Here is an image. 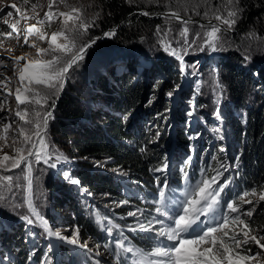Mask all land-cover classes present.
<instances>
[{"label": "trees", "instance_id": "trees-1", "mask_svg": "<svg viewBox=\"0 0 264 264\" xmlns=\"http://www.w3.org/2000/svg\"><path fill=\"white\" fill-rule=\"evenodd\" d=\"M69 1L81 8L89 21H95L98 25L88 30L84 41L89 37H101L112 29L116 30V35L89 48L83 61L69 70L64 89L52 112L54 119L49 121L51 139L63 156L60 162L66 160V165L61 167L79 184H72L68 180L66 183L65 176L55 177V172H50L45 186L50 194L48 200L55 207L62 202L75 210V225L79 234L94 238V245L97 244L96 240L104 238L105 233L86 216L84 193L100 196L109 202L113 212L108 217L109 221L119 226L112 231L111 241H104L102 246L109 259L117 264L118 260L126 259L123 253L119 257L116 255L117 241L144 250L157 243L153 232L149 234L139 230V223L147 225L148 220L156 215L158 178L160 184L167 180L170 187L165 189L166 192L174 193L179 191L180 185L186 184L181 169H186L189 179L196 182L202 174L211 176L216 170L223 172L225 158L219 155L210 157V151H207L206 156L199 159V149L193 148L188 163L182 162L174 169L176 176H168L166 155L169 145L159 126L168 119L171 108L164 98L169 92L174 93L175 88L183 82L182 72L174 61L161 60L141 66L139 57L134 53L114 52L115 49L127 50L129 46L138 44V40H149L152 24L157 20L136 14V11L143 9L137 0ZM224 1L168 0L170 4L165 5V0H159V5L150 11H179L187 19H209L212 18V10L218 9ZM219 10L221 15L225 13L224 7ZM205 11L209 14L207 18L203 16ZM237 11L238 20L232 29L234 34L224 51L184 56L187 70L194 66L215 70L227 92L230 106L226 104L220 110V120L228 129L231 139L229 160L233 183L222 193L227 197L252 188L257 191L264 189V0H239ZM197 12L200 15H196ZM254 34L258 36L257 39L253 37ZM245 56L250 59L245 60ZM156 80L158 83H154ZM149 94H152L151 102L144 107L146 123L143 128L132 129L130 115L142 106ZM189 96L193 98L190 90ZM156 98L158 100L154 102ZM183 112L184 109L179 122L186 118L189 122L194 121L189 115L190 110L185 115ZM201 118H205L206 126L211 128L214 116L205 114ZM152 122L155 123L154 128L147 130V124ZM155 128L156 135L152 132ZM179 139L184 148L186 138ZM92 159L112 161V167L120 168L123 175L115 176L106 170L93 169ZM157 168L164 170L155 171ZM38 211L54 229H58L53 225L52 213L45 214L41 209ZM130 211L136 212L137 217L128 216ZM251 224L257 230L264 227V207L254 213ZM133 227L137 231H129ZM24 230L22 224L12 227L7 234L0 233L2 251L10 247L14 252L3 253L1 264H6L4 258H8L7 264H28L22 250L23 243L19 240ZM127 264H131L130 259H127Z\"/></svg>", "mask_w": 264, "mask_h": 264}, {"label": "snow or ice", "instance_id": "snow-or-ice-1", "mask_svg": "<svg viewBox=\"0 0 264 264\" xmlns=\"http://www.w3.org/2000/svg\"><path fill=\"white\" fill-rule=\"evenodd\" d=\"M29 2L30 0H23L24 4ZM149 2H153V0H149ZM225 2L230 9L226 15H221L219 9L212 14V19L219 23L212 24L209 21L207 25H199L202 31L196 32L191 40H189L190 30L188 27V24L192 22L191 17L185 19L179 11L165 14L184 25L180 31V36L183 39L182 53L168 43L167 32H165L164 38L159 41L165 52L180 61L181 72L184 71V56L188 55L190 50L210 53L225 50L226 33L232 30L237 23L239 0H225ZM59 3L64 6L65 10L61 11L57 8L54 12L52 9L56 0H49V10L43 19L38 18V13L35 11L36 4H32L33 15L29 16L27 10H22V7H18L15 3L11 5V8L20 14V19L9 23L7 18L14 15L12 11L7 12L4 17H0V20L11 29V31L0 30V37L3 39H11L14 34L15 38L19 39L21 35V30L18 27L20 20L36 19V24H26L23 29L24 44L36 49L35 56L25 53L21 56L9 57L13 65V74L17 78L14 92L12 88L8 87L13 78L0 72V77H3L0 79V92L6 94L4 99L0 100V112L5 111L7 97L14 95L16 102L14 115L19 118V121H23V124H17L16 136L12 138L11 143H9V133L13 131V124L0 122V142H2L0 143V152L4 147H9L14 153L12 156L6 153L0 156V171L11 172L14 169H20L21 173L15 178L13 175H0V186H7L11 189L14 184L16 187H20L18 181L21 178L27 181L28 195L25 198V203L28 211L36 217L39 226L48 236H54L71 245H77L79 232L76 231L71 237H65L60 232L53 231L31 199L33 164L43 162L47 165L52 158V154L48 151L47 128L49 121L54 117L52 111L47 110L49 101H52L51 108H54L56 99L65 86L69 70L83 61L87 50L102 38L89 37L87 41L78 43L90 28L98 25L95 21L87 20L83 15V10L69 4L68 0H59ZM141 15L147 16L150 13L142 12ZM196 15H200V13L197 12ZM208 15L207 11L203 13L205 18ZM56 19H60L61 27L49 37L43 29L46 24H50ZM160 31L161 29L158 27L157 33ZM115 35V29L103 34L107 38H112ZM30 37H35L31 43L29 42ZM36 40H47L48 46L46 48L39 47ZM2 43L3 41L0 40V44ZM248 59L250 57L245 56V60ZM22 60L23 64L20 63ZM6 66V64L0 63V67ZM168 95L171 96L172 93L169 92ZM21 105L25 107L21 108ZM41 109L45 110L41 111ZM8 111L11 112L12 109H8ZM191 114L190 112L189 115ZM216 114L219 118V108H217ZM25 125L30 127H25ZM17 144L20 146L16 147ZM223 150L221 149V151ZM61 159L63 157L57 154L56 161ZM22 164L24 168H21ZM49 166L55 168L56 163ZM166 167L167 165L164 166V168ZM222 167L227 166L222 165ZM162 170L164 169H155V171ZM181 171L186 184L180 197L166 194L165 189L170 186L167 180L160 184L158 178V199L155 200L156 215L148 220L147 225L139 223V230L149 234L153 232L155 225L161 226L155 231L154 239L158 238L156 245L144 250L131 245L125 246L124 241H117L115 244L118 250L116 255L118 257L121 256V253L126 255V259L118 260L117 264H127V259L131 260V264H253L254 261L256 264H261L258 257H264V252L253 254V250L246 245L254 244L259 249H264V243H262L264 242V227L259 230L252 227L251 220L256 212L255 207L242 210L241 206L253 204V199H246L247 197L258 196L259 201H264V189L258 192L256 188H252L225 201L222 193L232 185L231 177H225L223 172L216 170L215 175L202 174L201 179L193 183L189 179L187 170L181 169ZM64 178L72 184H79L78 180L67 174ZM84 191L87 192L86 189ZM138 211L143 215L141 210L138 209ZM128 215L135 217L137 213L130 211ZM201 217L206 219L202 220ZM22 219L30 225L33 224V220L28 216H23ZM97 222H100L99 218ZM109 223L111 224V221ZM129 231L135 232L137 228H130ZM108 232L111 234L112 229L108 228ZM82 247L87 246L82 245ZM51 251L50 247L49 252ZM96 254L100 255L99 252ZM96 264H100V261H97Z\"/></svg>", "mask_w": 264, "mask_h": 264}, {"label": "rangeland", "instance_id": "rangeland-1", "mask_svg": "<svg viewBox=\"0 0 264 264\" xmlns=\"http://www.w3.org/2000/svg\"><path fill=\"white\" fill-rule=\"evenodd\" d=\"M137 1L139 2L140 6H143V9L136 11V14L151 20H157L152 24V36L147 41L146 39L138 40V44L129 46L127 50L115 49L114 52L134 53L137 58L139 57L138 60L141 66H149L148 63H153L161 60H170L171 63L174 61L178 63L177 65L179 67V71L181 72L180 61L175 56L169 55L168 52H165L163 46L159 41L161 40V38H164V34L165 32H167L168 35L166 39L168 43H170L173 48H176L182 53L183 39L180 36V31L182 30L184 25L180 21L173 19L170 16H166V13L171 12L169 10L162 13L150 11L152 7H157L156 5H159V0L158 2L157 0H153V2H149V0ZM165 1V5L170 4L167 2L168 0ZM13 3L17 4L18 7H22V10H27V15L29 16L33 15L32 4H36L37 8L35 9V11L36 13H38L39 19H43L45 13L49 10V0H30L28 4H24L23 0H0V17H4L9 11H12L14 13L12 17L7 18L9 20V23L15 22L17 19H20V14L17 13L15 9L11 8V5ZM68 3L72 5L69 0ZM221 7L225 8V13L223 15H226V12L230 10L225 1L224 4L219 8ZM57 8H59V10L61 11L65 10L64 6L59 3V0H56V4L53 5L52 10L55 12ZM216 10L217 9H214L212 11L214 12ZM142 12H148L150 13V15H141ZM212 14L210 15L212 16ZM83 15L87 20H89L88 15H86L85 13H83ZM184 18L187 19V17ZM191 21L192 22L188 24L190 30L189 40L192 39L196 32L202 31L199 25H207L209 21H211L212 24L219 23L212 18L201 20L191 18ZM26 24H36V19L20 20V24L18 25V27L21 30V35L19 39L15 38V34L11 39H3L2 37H0V40L3 41V43L0 44V63L7 65L6 67H0V72L4 73V75L7 77L13 78L12 83L8 85L9 88H12L13 92L16 86L17 78L13 74V65L9 57H17L25 53H30L33 56H35L36 54L35 48H31L28 45L24 44L23 29L25 28ZM60 27V19H56L52 23L46 24L43 31L47 32L48 36L50 37L51 34L58 31ZM158 27L161 29L159 33H157ZM221 27L223 28L224 26ZM169 29H171V31H169ZM0 30L11 31V29H9L2 20H0ZM233 34L234 30L227 31V43H230ZM86 35L82 36L81 40L78 43L84 42V40L86 39ZM253 37L255 39L258 38L256 34H254ZM34 39L35 37H30L29 42L31 43V41ZM105 39L109 40L111 38L104 37L98 43L103 42ZM36 43L39 47L46 48L48 46L47 40H36ZM190 53L200 54L202 52H193L190 50L189 54ZM20 63L23 64L24 61L22 60L20 61ZM183 67V82L177 87V89L175 88L176 91L172 93L171 96L167 94V97L164 98V102L171 104V108L168 111V119L164 120L159 126V128H162V130L164 131L167 137L166 142L169 145V152L166 155L167 164L169 165V167L167 168L166 172L168 173L169 177L176 176L177 174L174 169H176L182 162L188 163L189 158L193 154V148H197L199 149V159H202L204 156H206L207 151H210V157L214 155L223 156L225 158V165L227 166L223 167V174L225 177H230L232 171V164L229 160L231 139L228 129L225 128L224 123L220 120V110L226 104L227 106H230V102L227 101L226 97V89L219 81V76L217 75L215 70L202 69L200 68V66H194L193 68H191V70H187L185 64H183ZM0 79H3V77H0ZM66 81L67 78L65 80V83ZM156 82L158 83V80H156L154 83ZM189 90L192 91L193 98L189 96ZM5 95L6 94L4 92H0V100H3ZM151 95L152 94L147 95V99L143 101L144 103H142V106L135 109L134 112L130 115V119L132 120L130 127L132 126V129H139L140 127H144V123H146V121L144 120V107L146 106V104L151 102ZM157 100L158 98H156L154 102H156ZM154 102H152L151 105ZM56 103L57 99L55 104ZM192 103H194L193 106ZM51 104L52 101L50 100L47 110H51L53 112L54 108H51ZM20 107L23 108L25 106L21 105ZM217 108H219V118L216 114ZM8 109H12V111L10 112L8 111ZM15 109L16 102L14 95L8 96L5 111L0 112V122L13 124V131L9 133V143H11L12 138L16 136L15 129L17 124H23V121H19V118L14 115ZM183 109L184 115L187 114L189 110L191 111V117L194 118V121L191 120L189 122L186 118L182 123L179 122L180 113ZM44 110L45 109H41V111ZM205 114L210 115V117L214 116V121L212 122L211 128L206 126L204 122L205 118H201V115ZM154 125V122L148 123L147 130H152L154 128ZM25 127L30 126L25 125ZM178 128H180L181 130L179 131ZM217 129H219V131H217ZM156 131L157 128L152 131L154 135H156ZM177 131L179 132V134L177 133ZM51 136L52 135L49 132L48 124V151L52 154V158L49 160V163L47 165L43 162L39 164H33V189L31 199L34 206L36 208H39L38 210L41 209V211L45 214H53V225L55 227H58V229L56 230L52 225L48 223L49 227L53 231L60 232L62 236L71 237L76 231H78V228L75 225V210L69 208V206L62 202L57 207H55L53 203L48 200L50 199V194L47 193V188L45 186V180L50 172H55V177H64L65 174H67L61 167L62 165H66V160L62 162H60L62 159L58 162L56 161V155L59 154L62 156V153L57 150L54 144L55 142H53ZM181 137L186 138L184 148L183 144L179 141V138ZM219 138L221 139L220 141L218 140ZM211 144H213V146ZM19 146V144L16 145V147ZM182 148L185 150V152L182 151ZM221 149L224 150L221 151ZM5 153L9 156H12L14 154L12 149L9 147H4L2 152H0V156ZM90 162L92 163L93 169L106 170L110 173H113L115 176L123 175L121 169L113 168L112 161H108L107 159H92L90 160ZM52 163H56L55 168L49 166ZM21 168H24L23 164L21 165ZM0 175H13L15 178L16 176H20L21 173L20 169H14L11 172L0 171ZM65 182L68 183L67 180H65ZM221 182H223V180H221ZM18 183L20 184V187H16L14 184L11 189H9L7 186H0V197H2V199H0V225H2V227H0V233L3 232L7 234L11 231L12 227L17 225L20 226L23 224L25 230L23 231V234L20 235L19 240L21 241V243H23L22 250L25 252L28 258V264H41L42 261L44 262V264H96L97 261H100V264H114L113 261L109 259V256L105 254V250L102 246L104 241H111V234H109L108 228H111L112 231H114L119 226V224H116L114 222H111V224L109 223L108 217L112 216L113 212H111V206L109 205L108 201L102 200V197L100 196H89L88 193H84L86 199H83V202L85 205L86 216L88 215L90 217L91 223H93L99 230H101V232L105 233V236L103 239L96 240L97 244L94 245V238H90L86 234H79L78 244L71 245L66 241L57 239L54 236H48L43 228L39 226L38 222L36 221V217L28 211L27 204L25 203V198L28 195L26 190L27 181L21 178ZM67 195H65V198H67ZM237 195L238 194L236 193L231 197L223 196V198L225 201H228L235 198ZM246 199H253V204H243L241 206L242 210L255 207L257 211L258 209L264 207V201H259L258 196L247 197ZM23 216H28L31 220H33V224H28L24 219H22ZM98 218L100 219L99 223L97 222ZM160 227V225H156L155 229L158 230ZM155 231L153 230L154 234ZM82 245H86L87 247H82ZM50 247L52 248L51 252H49ZM246 247L251 248L253 250V254L255 252H264V249H259L258 246L254 244L246 245ZM1 248L2 246H0V249ZM11 250L13 249H11L10 247L7 251H2L1 249L0 252L2 254H0V258L3 257V253H5L6 255V253ZM11 252L14 253L13 251ZM97 252H99L100 255H97ZM4 259L6 261V264L9 263L8 258ZM258 259L261 260V264H264V257H258ZM253 264H256V262L254 261Z\"/></svg>", "mask_w": 264, "mask_h": 264}, {"label": "water", "instance_id": "water-1", "mask_svg": "<svg viewBox=\"0 0 264 264\" xmlns=\"http://www.w3.org/2000/svg\"><path fill=\"white\" fill-rule=\"evenodd\" d=\"M205 23H208V22H205ZM101 37H102V38H101V39H99V40H97V42H96V43H98L100 40H102V39L104 38V36H103V35H102ZM96 43H95L93 46H95V45H96ZM93 46H92V47H93ZM92 47H91V48H92Z\"/></svg>", "mask_w": 264, "mask_h": 264}]
</instances>
